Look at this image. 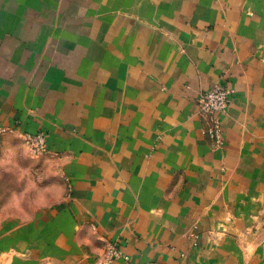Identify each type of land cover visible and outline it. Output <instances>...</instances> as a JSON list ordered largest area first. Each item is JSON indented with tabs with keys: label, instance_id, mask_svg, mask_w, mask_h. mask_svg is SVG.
<instances>
[{
	"label": "crops",
	"instance_id": "1",
	"mask_svg": "<svg viewBox=\"0 0 264 264\" xmlns=\"http://www.w3.org/2000/svg\"><path fill=\"white\" fill-rule=\"evenodd\" d=\"M0 124V264H264V0H0Z\"/></svg>",
	"mask_w": 264,
	"mask_h": 264
},
{
	"label": "built area",
	"instance_id": "2",
	"mask_svg": "<svg viewBox=\"0 0 264 264\" xmlns=\"http://www.w3.org/2000/svg\"><path fill=\"white\" fill-rule=\"evenodd\" d=\"M230 102L231 90L223 82H217L212 88L203 90L197 98V111L208 120L206 133L217 139L219 144L223 143L221 139L224 129L223 115L228 112ZM10 130L9 126L0 124V136ZM23 139L31 153L35 155L50 152L46 132L25 133ZM111 253L113 255H120L121 251L113 246L111 247Z\"/></svg>",
	"mask_w": 264,
	"mask_h": 264
},
{
	"label": "rangeland",
	"instance_id": "3",
	"mask_svg": "<svg viewBox=\"0 0 264 264\" xmlns=\"http://www.w3.org/2000/svg\"><path fill=\"white\" fill-rule=\"evenodd\" d=\"M230 104H231V102H230ZM230 108V107H229ZM226 114H227V112H226ZM223 134H224V129H223V132H222V136H221V139L223 140ZM213 138V137H212ZM215 139V138H214ZM216 141H217V139H215ZM27 145V144H26ZM28 147V146H27ZM29 149V148H28ZM30 151V150H29ZM30 153H31V151H30ZM32 155H35V154H33V153H31ZM45 154V153H44ZM37 155H42V154H37Z\"/></svg>",
	"mask_w": 264,
	"mask_h": 264
}]
</instances>
